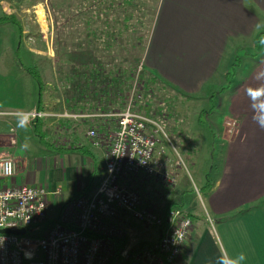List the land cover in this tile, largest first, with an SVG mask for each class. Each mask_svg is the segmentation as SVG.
Segmentation results:
<instances>
[{
  "label": "crops",
  "instance_id": "0c3cea01",
  "mask_svg": "<svg viewBox=\"0 0 264 264\" xmlns=\"http://www.w3.org/2000/svg\"><path fill=\"white\" fill-rule=\"evenodd\" d=\"M153 13L144 67L187 96L223 68L228 52L226 66L248 49L243 39L252 41L256 53L245 58L229 91L221 95L218 86L213 91L218 113L213 123L222 140L219 165L214 180L204 184L210 187L199 198L201 206L191 210L195 218L178 264H234L240 254V264H264V41H259L264 0H157ZM18 25L21 30L12 23L0 25V154L11 155L16 164V176L5 185L46 187L53 223L69 201L99 186L103 172L83 181L79 165L86 157L42 148L23 117L37 109L39 100L38 83L29 72L36 65L26 52L37 34L21 19ZM83 34L92 31L83 27ZM77 48L79 55L89 52L88 38Z\"/></svg>",
  "mask_w": 264,
  "mask_h": 264
},
{
  "label": "rangeland",
  "instance_id": "374dc122",
  "mask_svg": "<svg viewBox=\"0 0 264 264\" xmlns=\"http://www.w3.org/2000/svg\"><path fill=\"white\" fill-rule=\"evenodd\" d=\"M116 1L117 3L114 4L116 9L113 12H108L109 17H111V20L110 18L109 20L114 22L116 17L125 19L127 16H131L132 19L129 18L131 20L126 23L130 28L121 39L123 41L126 39L131 44L125 43V47L129 48L128 50H122L121 44H113L116 48L111 49L109 53H102V55L94 50L92 52L96 57L95 60L82 58L78 53L77 46L80 40H84L85 37L90 39L92 44L99 40L96 37L85 36L83 27L87 26L90 18H93L90 25L94 26V17H97L99 11H107L106 0L101 1L102 3H97V0H40V2H35V0H12L11 3H1L0 0V14L15 17L14 20H17V22L18 19L23 20V24L30 26L37 34V36L34 35L37 39L33 38L30 45H27L26 52L30 54L31 60L36 65L35 68L41 72L40 74L44 79L43 100L47 107L46 112L56 114L44 120V130L53 140L66 142L65 146L87 147L92 152L93 157L82 154L86 157H84L82 165H79L81 168L80 178L83 181L87 180L90 173L95 175L96 172L98 174L103 172L104 161L102 155H105L109 150V135L117 126V120L112 118L99 119L93 122L69 121L67 126H63L64 121L61 116L65 112L78 113V111L71 109L70 100L65 96V93L70 91V87H67L64 78H61L62 73L74 72L73 67L79 65L77 62L81 63L87 60L89 63L91 61V65L96 62L100 66L101 72L109 76V73L116 72L117 68L120 67L121 58L125 60L124 67L126 69H131L134 65V59L138 58L139 63H137V67L135 66L134 79L130 83L129 90L126 89L127 91L123 95L124 99L117 100L110 95L109 100H107L104 94H99L100 91L96 94L95 88L92 91L88 89L89 92L85 98L98 108L102 104L105 105L104 109L108 110L107 113L121 112L132 102L135 110L151 117L160 124L163 130L161 133L163 157L161 159L168 160L167 169H172V167L176 169L174 174L179 175V183L171 188L159 181H139L136 182V188L145 198L151 200L153 205L160 206L163 213L175 208L181 210L182 214L187 216V214H192V209L201 206L199 198L200 196L204 197L206 192L203 191L204 184L207 183V179L214 180L219 165L222 140L220 131L217 129L215 122L213 123L215 115L218 116L216 99L212 98L215 93L213 92L214 88L218 86L217 92L221 95L227 93L231 87L227 80V74L232 72L236 59L240 58V70L232 80L236 79L242 70L245 58L250 59L256 51L250 45L251 40L243 39L242 43L246 42L248 49L238 51L235 60L226 66V60L229 57L228 52L223 68L213 77L202 81L201 86L196 89L192 96H187L185 91L183 92L170 82L164 79L161 80L154 72L151 73L158 80L155 83L156 85L144 84L138 76L145 68L143 63L144 48L154 20L153 11L156 9L157 0H135L137 5L133 6L132 9L141 10L144 4L148 9L151 8L150 12L148 10L144 13L141 12L139 16H137V12L133 13L131 9L124 5L126 0ZM79 10L82 14L77 15L76 13ZM114 12L115 14H113ZM99 16L106 19L105 15L101 13ZM137 17L140 19V23ZM119 28H123V26L119 25L118 30H124ZM139 35L140 41L135 39ZM28 36L30 35L28 34ZM260 36L259 38L262 40ZM119 37L122 36L119 35ZM133 39L135 42H132ZM224 71H227L225 76ZM220 80L223 81L220 82ZM102 87L106 90L108 85L104 83ZM96 95H99L98 99H96ZM112 107L116 110H113ZM92 110L88 111L92 112ZM100 113H105V111L98 110L96 114ZM51 123H53L52 127ZM226 126L231 127L230 124H226ZM30 127L32 126L30 125ZM91 129H95L100 141L103 143L102 149L99 151L93 147L91 140L87 137V132ZM101 177L98 179L99 182ZM95 189L89 192L93 193ZM155 198L157 199L155 200ZM186 209L191 213H188ZM49 222H51L50 216L46 225L51 224ZM113 224L121 232L123 231L122 237L127 239L125 247L137 248L141 243L154 244L159 240V230L157 228L132 221L129 224L114 221ZM111 241L113 242L112 238Z\"/></svg>",
  "mask_w": 264,
  "mask_h": 264
},
{
  "label": "built area",
  "instance_id": "2783aa9c",
  "mask_svg": "<svg viewBox=\"0 0 264 264\" xmlns=\"http://www.w3.org/2000/svg\"><path fill=\"white\" fill-rule=\"evenodd\" d=\"M48 116L37 110L23 114L32 127ZM61 117L117 120L100 184L93 193L69 201L58 220L46 225L51 192L37 185H5L16 176V164L11 155L0 154V230H26L25 235L0 233V264H178L192 219L175 208L163 213L136 188L139 181H159L171 188L179 183L176 169H167L168 160L161 159L160 124L135 110L132 102L121 112H65ZM87 137L93 147L102 149L95 129ZM114 221L157 228L159 240L143 249L125 247L117 252L111 238H121L123 231Z\"/></svg>",
  "mask_w": 264,
  "mask_h": 264
},
{
  "label": "trees",
  "instance_id": "16d2710c",
  "mask_svg": "<svg viewBox=\"0 0 264 264\" xmlns=\"http://www.w3.org/2000/svg\"><path fill=\"white\" fill-rule=\"evenodd\" d=\"M98 2L102 3L101 0H98ZM117 3L116 0H106V12H104L103 10L99 11L101 14L105 15V18H102L99 16V14H97V17L95 18V23L94 26L90 25L91 22H93V18H90L89 23L87 24V28L91 29L92 34H89L88 37H97V39L99 38V40H101L102 42H100L98 45V47H95V44H92V41L90 39H88V48H89V52L86 53V51H84L83 53L86 54H82L80 56H82V58H89V59H94L96 57H94L93 52L92 51H96L98 54L102 53H109L110 50L115 49L116 47L113 46V44L117 45L121 44L122 46V50L126 49L128 50L129 48L125 47V43H128V45L131 44L130 41L124 39L125 41L121 40L123 38L124 33H126V31L128 32L129 30V26L128 23L132 18L131 16H127L125 19H122L121 17H116V19L114 20V22H110L111 17H109L110 14H108V12L110 11H114L116 9V5L114 6V4ZM124 5L131 9V11L133 13L137 12V16H139V13L141 14L144 13L147 10H150L146 7V5L144 4V6L142 7L141 10H135L132 9L133 6H136L137 3L135 2V0H126L124 2ZM122 5V6H124ZM147 8V9H146ZM80 13L82 14V12L76 13L77 15H80ZM115 14V12L113 13ZM154 16V13H153ZM110 18V20H109ZM131 18V19H129ZM14 18H12L11 16H4L2 13L0 14V25H2L3 23H12L15 24L16 26L19 27V29L21 30V26L18 25L17 20H14ZM138 19V17H137ZM138 22L140 23V19H138ZM123 26V28H119L123 31H119L118 27ZM101 27V28H99ZM97 32L100 33V35H95ZM123 32V33H122ZM122 33V34H121ZM119 35H121L122 37L120 38ZM130 35V34H129ZM128 35V36H129ZM140 35L137 36L135 39L140 41ZM261 39L259 41H263L264 39V33L261 34ZM120 38V39H119ZM93 40V39H92ZM134 40V39H133ZM132 42H135V40ZM124 47V48H123ZM130 47V46H129ZM80 50V49H79ZM95 60V59H94ZM122 61V63L120 64V67L117 68L116 72H111L109 73V76L106 75V73L101 72L100 70V66L97 65V63H93L92 65L89 62L86 61H82L77 62L79 63V65L74 66V72H65L62 73V77L64 78V82L66 83L67 87H70V91L65 93V96H67V98L70 100V104L72 106V110H76L78 111V113H72L70 112L69 114H82V115H88V114H95L98 112V110L100 111H105V113H107L108 110H105L104 108L106 107L105 105L102 104V106L100 105V107L98 108V106H95V104L89 103L87 98V93L89 92L88 89H90L92 91V89L95 88L96 90V94H98L97 92L102 93L106 96V99H108V97L110 95H112V98L114 97V99L117 100H121L124 99V93H126L127 90H129V87L131 86L130 83L133 81L134 79V73L136 71V67H137V63H139L138 58L134 59V65L131 67V69H126L125 66V60L124 59H120ZM236 63L233 65L232 68V72H229L227 74V80L229 82V84H231V80L233 77H235L238 73V71L240 70V58L238 57L235 61ZM136 66V67H135ZM29 72L30 74L34 77V79L36 80V82L38 83L39 86V100H38V105H37V111L39 112H46V105L44 103V84H43V78L42 75L40 74L41 72H39V70L35 67L29 68ZM116 73V74H115ZM139 79L141 81L144 82V84H148V85H156L155 83L158 81L156 79V77L153 76V74L151 72H149L148 70H146L145 68H143L142 73L138 76ZM104 83H106L108 85V88L102 89ZM127 89V90H126ZM90 91V92H91ZM114 91V92H113ZM99 95H96V99H98ZM100 99V98H99ZM106 100V101H107ZM95 103V102H94ZM97 103V101H96ZM96 108V109H95ZM93 109L92 112H89L88 110ZM98 109V110H97ZM104 109V110H102ZM113 110H116L114 107H112ZM119 110H121L120 108H117ZM88 111V112H87ZM63 121H64V125L63 126H67V124L69 123V121L72 122H76L77 120H75L74 118H68V117H62ZM46 118L44 119H40L38 120L35 125L33 126L34 129V133L35 135L38 137L40 144L42 146H44L45 148L55 151V152H59V153H63V152H68V151H79L84 155H88V156H92V152L87 148V147H82V146H74V147H70V146H63L61 145V142L58 140H53L51 137H49L45 130V123L44 120H46ZM95 120H99L98 118H91V117H86V118H82L79 121H84V122H93ZM210 187V184L208 183L207 186L203 187V191H207ZM203 192V193H204ZM188 217H190L192 219V221L194 220V216L191 214H187ZM113 243L115 244V247L117 249V252H120L121 250L124 249L126 243H127V239L126 238H113ZM152 244L149 243H141L137 248H146L148 246H151Z\"/></svg>",
  "mask_w": 264,
  "mask_h": 264
},
{
  "label": "water",
  "instance_id": "95a60500",
  "mask_svg": "<svg viewBox=\"0 0 264 264\" xmlns=\"http://www.w3.org/2000/svg\"><path fill=\"white\" fill-rule=\"evenodd\" d=\"M0 233L1 234H14V235H25L26 233V230L25 229H21V230H0Z\"/></svg>",
  "mask_w": 264,
  "mask_h": 264
},
{
  "label": "clouds",
  "instance_id": "9594fccd",
  "mask_svg": "<svg viewBox=\"0 0 264 264\" xmlns=\"http://www.w3.org/2000/svg\"><path fill=\"white\" fill-rule=\"evenodd\" d=\"M8 172L10 173L11 172V168L8 169ZM244 260V255L243 254H240L237 258V260L234 262V264H240V261H243Z\"/></svg>",
  "mask_w": 264,
  "mask_h": 264
}]
</instances>
